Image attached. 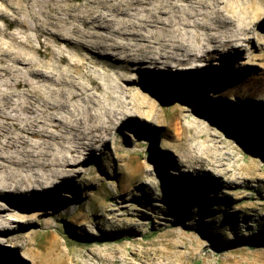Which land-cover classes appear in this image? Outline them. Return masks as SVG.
Masks as SVG:
<instances>
[{
    "label": "rangeland",
    "instance_id": "1",
    "mask_svg": "<svg viewBox=\"0 0 264 264\" xmlns=\"http://www.w3.org/2000/svg\"><path fill=\"white\" fill-rule=\"evenodd\" d=\"M234 8L253 21L236 43L239 54H218L213 65L177 75L125 72L127 99L150 93L153 117L128 118L140 129H107L106 145L75 167L79 187L60 185L64 201L54 204L48 189L6 212L10 232L26 212L49 213L25 225L29 249L1 236L0 264H264V246L251 245L264 244V0ZM8 22V32L19 30L11 17L0 20ZM25 32L41 60L59 57ZM107 65L95 67L113 75ZM89 66L78 68L88 80ZM205 138L220 149L190 158L187 148ZM210 158H223L220 176L206 167Z\"/></svg>",
    "mask_w": 264,
    "mask_h": 264
},
{
    "label": "bare ground",
    "instance_id": "2",
    "mask_svg": "<svg viewBox=\"0 0 264 264\" xmlns=\"http://www.w3.org/2000/svg\"><path fill=\"white\" fill-rule=\"evenodd\" d=\"M70 1L0 0V20L11 17L19 29L8 32L11 24H0V238L11 237L24 250L30 247L25 225L49 212H26L15 232L5 213L30 206L48 189L54 204L64 201L60 185L79 187L75 167L106 145L107 129H140L128 118L153 117L150 93L127 99L126 80H132L125 72L163 68L170 76L211 66L218 54L240 53L236 43L253 22L234 8L249 0ZM25 31L59 57L41 60ZM99 51L103 57L94 55ZM99 62L113 75L95 67ZM84 65H91L89 80L78 72ZM196 144L187 148L194 151L190 158L220 149L212 139ZM222 159L206 160L210 173L221 175Z\"/></svg>",
    "mask_w": 264,
    "mask_h": 264
},
{
    "label": "trees",
    "instance_id": "3",
    "mask_svg": "<svg viewBox=\"0 0 264 264\" xmlns=\"http://www.w3.org/2000/svg\"><path fill=\"white\" fill-rule=\"evenodd\" d=\"M146 153L151 155V150L148 147L146 148ZM245 243H248V242H245ZM251 245H252V248H256V247H259V246H264L263 243H261L260 241H256V240L252 241ZM228 248H230V247H228Z\"/></svg>",
    "mask_w": 264,
    "mask_h": 264
}]
</instances>
